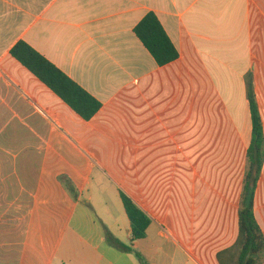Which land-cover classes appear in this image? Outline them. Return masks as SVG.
Returning a JSON list of instances; mask_svg holds the SVG:
<instances>
[{
    "label": "crops",
    "instance_id": "obj_1",
    "mask_svg": "<svg viewBox=\"0 0 264 264\" xmlns=\"http://www.w3.org/2000/svg\"><path fill=\"white\" fill-rule=\"evenodd\" d=\"M149 13L178 51L165 66L134 33ZM20 41L101 104L91 120L11 57ZM249 73L264 134V0H0V132L41 161L20 264H218L237 237ZM119 191L151 220L142 240ZM92 213L132 252L93 235ZM254 216L264 236V164Z\"/></svg>",
    "mask_w": 264,
    "mask_h": 264
},
{
    "label": "trees",
    "instance_id": "obj_2",
    "mask_svg": "<svg viewBox=\"0 0 264 264\" xmlns=\"http://www.w3.org/2000/svg\"><path fill=\"white\" fill-rule=\"evenodd\" d=\"M134 33L158 66H165L178 59V51L152 13L147 14L139 22ZM10 55L82 120H91L100 110L101 104L98 101L26 43L18 42L10 50ZM246 94L251 119V140L246 152V169L238 210L237 237L231 247L216 254L218 264H260L264 258V236L254 216V194L264 164V134L252 73L246 76ZM58 180L66 192L76 199L78 191L72 182L66 176H60ZM119 196L129 221L131 241L144 239L151 224L150 218L127 194L119 191ZM106 240L119 251L132 252L131 247L114 239L108 232H106Z\"/></svg>",
    "mask_w": 264,
    "mask_h": 264
},
{
    "label": "rangeland",
    "instance_id": "obj_3",
    "mask_svg": "<svg viewBox=\"0 0 264 264\" xmlns=\"http://www.w3.org/2000/svg\"><path fill=\"white\" fill-rule=\"evenodd\" d=\"M21 141L20 138H14L15 144L8 147L7 139L0 132V264L21 263L22 240L27 223L28 207L31 203L32 186L41 162L40 155L31 153L26 148L23 149ZM27 144L30 147L38 146L40 141L31 138ZM26 179L28 184L24 185L22 182ZM89 190L90 194L94 195L92 205L99 211L98 214L103 216V212L100 210V206L103 204L102 197L99 196L94 185L90 186ZM85 194L88 195L87 192ZM85 210V204L81 202L79 206L80 216ZM91 219L94 223L92 224L93 235L95 231L101 230L106 237V228L102 226L99 218L93 214ZM120 226L122 228V224ZM82 230L88 234L86 229ZM101 248L102 250L106 249L105 245H102ZM157 258L159 264H163L161 253Z\"/></svg>",
    "mask_w": 264,
    "mask_h": 264
}]
</instances>
